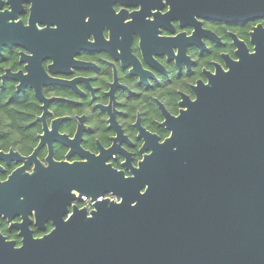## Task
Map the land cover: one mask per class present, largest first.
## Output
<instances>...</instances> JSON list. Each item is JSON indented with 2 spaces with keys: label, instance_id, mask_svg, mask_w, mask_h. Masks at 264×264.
<instances>
[{
  "label": "water",
  "instance_id": "water-1",
  "mask_svg": "<svg viewBox=\"0 0 264 264\" xmlns=\"http://www.w3.org/2000/svg\"><path fill=\"white\" fill-rule=\"evenodd\" d=\"M170 1L181 22L264 19V0ZM251 37L253 52L239 42L236 60L223 56L227 70L215 65L206 84L193 86L194 100L181 94L179 115L165 116L167 138L142 136L141 151L150 152L137 167L123 164L129 176L87 152L86 161L48 157L32 174L16 170L3 184L4 207L14 199L37 218L50 212L53 229L25 234L18 247L0 234V264H264L261 24ZM6 43L0 36V47ZM72 191L94 209L74 206L64 220ZM110 192L120 201L103 198Z\"/></svg>",
  "mask_w": 264,
  "mask_h": 264
},
{
  "label": "flooded vegetation",
  "instance_id": "flooded-vegetation-1",
  "mask_svg": "<svg viewBox=\"0 0 264 264\" xmlns=\"http://www.w3.org/2000/svg\"><path fill=\"white\" fill-rule=\"evenodd\" d=\"M0 13L1 40L10 42L0 47V92L12 89L2 103L16 113L27 99L39 106L26 130H0L14 136L9 145L0 139V234L17 247L27 233H50L53 222L14 199L4 207L3 184L16 170L32 174L48 157L86 161L87 152L129 176L123 164L137 167L150 152L141 151L142 136L167 138L165 116L179 115L181 94L194 100L193 86L206 84L215 65L227 70L223 56L236 60L239 42L253 52L251 33L264 28V19L181 22L170 0H1ZM72 193L64 220L88 197Z\"/></svg>",
  "mask_w": 264,
  "mask_h": 264
},
{
  "label": "trees",
  "instance_id": "trees-1",
  "mask_svg": "<svg viewBox=\"0 0 264 264\" xmlns=\"http://www.w3.org/2000/svg\"><path fill=\"white\" fill-rule=\"evenodd\" d=\"M12 94V89L8 88L7 90H4L3 92H0V110H3L4 116L2 120H0V130H1V125L4 124L5 126L8 125L10 130H15L17 129L18 131L26 130V125L30 122L26 116L28 113H37L39 112V106L36 101H32L31 103L30 100H26L25 103L19 104L17 106L18 110H20L19 113H16L15 110L13 109L14 107L11 106V104H3V100L7 97V95ZM14 136L13 135H8V134H3L0 139L4 145H9ZM26 140H31L33 139L32 136H29V134H26V137H23Z\"/></svg>",
  "mask_w": 264,
  "mask_h": 264
},
{
  "label": "built area",
  "instance_id": "built-area-1",
  "mask_svg": "<svg viewBox=\"0 0 264 264\" xmlns=\"http://www.w3.org/2000/svg\"><path fill=\"white\" fill-rule=\"evenodd\" d=\"M83 198H84V208L88 211L93 210L94 209V201L91 200V198H89V197H83ZM104 198H107V199L112 200V201H117V202L120 201V198L116 194H113L111 192L105 194Z\"/></svg>",
  "mask_w": 264,
  "mask_h": 264
},
{
  "label": "bare ground",
  "instance_id": "bare-ground-1",
  "mask_svg": "<svg viewBox=\"0 0 264 264\" xmlns=\"http://www.w3.org/2000/svg\"><path fill=\"white\" fill-rule=\"evenodd\" d=\"M100 200V199H99Z\"/></svg>",
  "mask_w": 264,
  "mask_h": 264
}]
</instances>
